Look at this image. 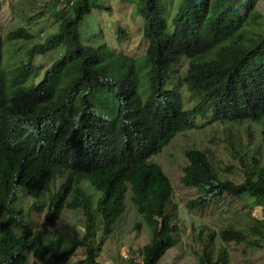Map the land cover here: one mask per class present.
I'll return each mask as SVG.
<instances>
[{"label":"trees","instance_id":"16d2710c","mask_svg":"<svg viewBox=\"0 0 264 264\" xmlns=\"http://www.w3.org/2000/svg\"><path fill=\"white\" fill-rule=\"evenodd\" d=\"M69 1L66 14L57 10L59 0L49 1L51 15L60 25L28 50L14 73L21 81L36 78L32 61L37 54L58 49L60 57L40 79L13 86L10 96L0 36V264H26L27 251L37 260L50 256L64 263L79 247L85 248V255L74 264H103L97 237L100 231L113 233L126 210L129 188L130 202L151 230V238L139 256L132 250L120 264L160 263L175 245L178 226L168 213L173 185L163 166L151 158L189 119L180 95L163 91L182 56L190 59L183 80L200 98L198 112L204 119L210 111L220 122L247 124L244 147L236 143L241 136L220 128L221 140L241 165V182L222 176L208 149L185 150L180 182L200 191L186 206H203L224 194L249 195L262 206L261 218L252 216L248 233L232 226L208 232L200 227L198 237L207 245L198 253V264L230 263L228 242L257 245L264 239V32L247 26L261 15L249 19L258 0H181L171 23L164 0H126L134 4V15L144 19L149 40L143 59L150 83L144 90L137 59L82 41L80 22L96 6L109 10L108 2ZM7 37L33 38L24 27ZM105 85L119 87L112 119L98 113L90 100L94 90ZM209 131L214 137L219 132ZM253 134L261 142V153L260 142L252 145ZM241 148L248 150L246 156ZM24 200L30 202V210L45 211L40 229L34 230L26 219ZM67 209L82 212V234L67 242L48 237Z\"/></svg>","mask_w":264,"mask_h":264},{"label":"rangeland","instance_id":"374dc122","mask_svg":"<svg viewBox=\"0 0 264 264\" xmlns=\"http://www.w3.org/2000/svg\"><path fill=\"white\" fill-rule=\"evenodd\" d=\"M0 1V36L4 42L2 65L5 76L8 70V75L12 78L15 74L14 71L17 69L16 67L20 64L19 62L26 58L33 43L42 41L50 33H53L60 24L59 20L57 21L55 17H51L50 0ZM106 1L110 4L109 11L94 7L80 22L79 29L82 40L86 44L107 46L128 56L137 57L144 54L148 45L143 35L144 19L134 15V4L126 0ZM164 2L167 6L166 19L171 23L181 0H164ZM26 4L27 9L25 11ZM67 12L68 8L64 9L63 14ZM257 13L261 15L256 17V21L248 25L247 28L264 32V0H258L257 7L250 14L249 19ZM22 26L29 29L33 38L6 39L10 31ZM168 27L172 29V24ZM58 57H60L58 49L37 54L32 61V66L39 75L36 78L29 76L26 83L40 79L44 70ZM188 61V58H184L174 64L173 79L165 85V89L175 90L174 88H176L181 91L186 105L188 108H192L199 98L192 91L195 94L194 96L183 83ZM6 81V93L10 95L7 78ZM140 81L141 90H144L149 85L147 73L140 71ZM90 100L98 113L112 119L118 110L119 87L111 89L108 85L99 86L91 94ZM186 105L183 104L185 109H187ZM196 117L197 122L194 121V118V124L178 132L159 153L151 158L152 161L159 162L163 166H161L163 171L169 176L173 185V193L168 203V213L172 218V224L178 226L177 233L174 235L175 245L166 252L159 264H198V253L202 252L207 245L206 240H200L198 237L200 227L205 228L208 232L209 230H221L232 226L248 233L254 223L252 216L261 218L262 215L261 204L249 195L224 194L212 199L210 203L203 206L196 208L186 206L187 201L200 195V191L196 190L195 187H186L180 182L183 167L187 163L185 150L188 148L208 149L215 155L222 176L235 182L243 180L239 160L233 158L231 152H229V147L221 140V138H224L221 129L241 136L236 143L244 147L247 144L245 138L247 124L220 122L210 111L205 119ZM203 120L206 124L203 123ZM249 126L252 130L251 123H249ZM210 128L219 131L217 137H214L213 132L209 131ZM227 128H230V131ZM238 128H243V130H238ZM257 142L259 143L260 140L253 134L252 145ZM257 147L259 153L263 152L261 142ZM240 150L243 155L248 154L247 149L241 148ZM259 153H256L255 156H258ZM87 184L91 191L95 194L99 193L89 182ZM130 194L129 188L125 198L126 210L117 221L113 233L102 235L100 231L97 237L99 241L98 258L103 264H120V261L126 259L132 250L136 252V256H139L137 252L151 238V230L145 224L142 215L132 206ZM23 205L26 219L31 227L34 230L40 229L41 224L44 222L45 211L30 210V202L27 200L23 201ZM82 219L83 214L81 211L67 209L58 223L50 227L47 236L53 238L63 237L64 242H67L72 235L82 234ZM137 223H140V228L137 227ZM207 232H203L204 239L207 238ZM248 238L250 237L248 236ZM227 244L231 254V260L228 264H264V239L260 240L257 245L246 241L238 244L228 242ZM26 253V264H74L84 257L85 248L79 247L71 258L64 263H57L50 256L44 260H37L31 252L27 251Z\"/></svg>","mask_w":264,"mask_h":264},{"label":"clouds","instance_id":"9594fccd","mask_svg":"<svg viewBox=\"0 0 264 264\" xmlns=\"http://www.w3.org/2000/svg\"><path fill=\"white\" fill-rule=\"evenodd\" d=\"M70 3H72V2H70L69 0H59V2H58V4H57V10L58 11H64V8L66 7V6H68ZM108 5L110 6V4H109V2H108ZM95 8H99V9H103V10H106V11H109L110 10V8H109V10H107V9H104V8H100L99 6H96ZM91 12V11H90ZM51 17H54V16H52L51 15ZM56 19H57V21H58V17H55ZM84 19V18H83ZM22 27H24V26H22ZM20 28V27H19ZM19 28H17V29H19ZM24 28H26V27H24ZM27 29V28H26ZM14 30H16V29H14ZM14 30H12V31H14ZM12 31H10V32H12ZM9 32V33H10ZM27 32L32 36V34L29 32V29H27ZM8 33V34H9ZM7 34V35H8ZM143 35H144V23H143ZM144 37L146 38V40H147V42H148V45H147V48H146V51H145V53L144 54H142V55H140V56H137V57H133V56H129V57H131V58H134V59H137L138 61H139V72H138V77L140 78V71H143L144 73H147V75L149 76V72H148V65H147V63L144 61V59H143V57L145 56V54H146V52H147V49H148V46H149V40H148V38L144 35ZM6 39H8V37L6 36ZM18 39H20V38H16V39H13V40H18ZM30 39V38H29ZM8 40H11V39H8ZM83 41V40H82ZM39 42H42V41H39ZM84 42V41H83ZM85 44H86V42H84ZM35 43H33V45H34ZM32 45V46H33ZM49 51H51V50H49ZM28 54V53H27ZM121 54H123V53H121ZM126 55V54H125ZM128 56V55H127ZM187 59L188 57L187 56H182V57H180L179 58V60L177 61V62H179L181 59ZM189 59V58H188ZM189 61H190V59H189ZM189 61H188V65H189ZM176 62V63H177ZM175 64V63H174ZM147 65V66H146ZM173 67H174V65H173ZM187 68H188V66H187ZM7 69V68H6ZM173 70V69H172ZM44 73V72H43ZM4 77H5V81H6V78H7V80H8V90L10 91V94H11V89L13 88V86H18L19 87V84H21V83H23L22 85H25V86H28V84H30V83H26V79L24 80V81H21L20 80V77H18V75H16V74H14V77H12V78H10L9 77V75H8V70H7V72H6V76H5V72H4ZM173 79V77H172V72H171V79L170 80H172ZM169 80V81H170ZM168 81V82H169ZM167 82V83H168ZM31 83H33V82H31ZM149 83H150V78H149ZM166 83V84H167ZM183 83H184V85H186L187 86V84L185 83V81L183 80ZM6 84H7V81H6ZM165 84V85H166ZM165 85H164V92L165 91H168V92H175V93H178L181 97H182V99H183V101H182V110H184V111H186V112H189L190 113V115H189V119H188V122H187V125H186V127H184V128H182V130L181 131H183V130H185V129H187V127H189V126H191L192 124H194V122H193V119H194V121L195 122H197L196 121V119H197V117L196 116H198V118L199 117H201V118H204V115L203 114H201V113H199L198 111H199V109H200V105H199V102H200V98L198 99V101H196L197 103L192 107V108H188V106L186 105V102H185V99H184V97H183V95L181 94V91H179V90H177L176 88H174L175 90H167V89H165ZM99 87V86H98ZM187 88H188V86H187ZM189 89V88H188ZM190 90V89H189ZM190 92L195 96V94H197V93H193L191 90H190ZM6 95H7V93H6ZM7 96H10V95H7ZM198 96V95H197ZM196 100V99H195ZM183 104L184 105H186V107H187V109H185L184 107H183ZM17 116H19V115H17ZM16 116V117H17ZM223 122H228V121H223ZM250 122H253V121H250ZM203 123H205L206 124V122L203 120ZM228 123H237V122H228ZM25 128H26V124H23L22 125V129H23V131L25 132ZM178 132H180V131H178ZM177 132V133H178ZM176 133V134H177ZM175 134V135H176ZM174 135V136H175ZM173 136V137H174ZM172 137V138H173ZM171 138V139H172ZM170 139V140H171ZM170 142V141H169ZM168 142V143H169ZM167 143V144H168ZM166 144V145H167ZM166 145H164V146H166ZM163 146V147H164ZM163 149V148H162Z\"/></svg>","mask_w":264,"mask_h":264},{"label":"bare ground","instance_id":"6f19581e","mask_svg":"<svg viewBox=\"0 0 264 264\" xmlns=\"http://www.w3.org/2000/svg\"><path fill=\"white\" fill-rule=\"evenodd\" d=\"M89 45H94V44H89ZM95 46H100L99 44L95 45Z\"/></svg>","mask_w":264,"mask_h":264}]
</instances>
